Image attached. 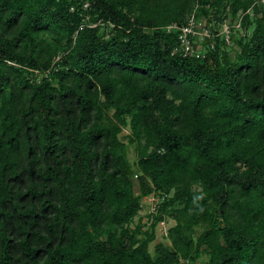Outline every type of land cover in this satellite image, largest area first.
I'll list each match as a JSON object with an SVG mask.
<instances>
[{
	"label": "trees",
	"instance_id": "1",
	"mask_svg": "<svg viewBox=\"0 0 264 264\" xmlns=\"http://www.w3.org/2000/svg\"><path fill=\"white\" fill-rule=\"evenodd\" d=\"M200 259L264 264L260 0H0V264Z\"/></svg>",
	"mask_w": 264,
	"mask_h": 264
},
{
	"label": "built area",
	"instance_id": "2",
	"mask_svg": "<svg viewBox=\"0 0 264 264\" xmlns=\"http://www.w3.org/2000/svg\"><path fill=\"white\" fill-rule=\"evenodd\" d=\"M260 5H262V8L264 9V0H260ZM224 25L226 26L225 23L221 25L220 33H225L226 39H228L227 34L229 30L226 29V31H224L222 29ZM167 30L177 31V49L179 52L187 56L194 55L195 57H199V43L203 42L205 38L211 37L209 29L204 21L202 19H197L193 15L188 19L185 25L169 26L167 27Z\"/></svg>",
	"mask_w": 264,
	"mask_h": 264
},
{
	"label": "rangeland",
	"instance_id": "3",
	"mask_svg": "<svg viewBox=\"0 0 264 264\" xmlns=\"http://www.w3.org/2000/svg\"><path fill=\"white\" fill-rule=\"evenodd\" d=\"M225 24H226V26L224 25L222 29H223L224 31H226V29H227V30H230V28H231L232 25H229L228 22L225 23ZM219 26L221 27V25H219ZM227 26H230V28L227 27ZM235 28L237 29V26H235ZM236 29H235V30H236ZM224 34H225V33H224ZM225 35H226V34H225ZM202 43H205V41L202 42ZM230 45H231V43H229L228 46H230ZM200 46H201V45H200ZM211 46H212V43H211V45H210V48H211ZM203 48L205 49V48H207V46L204 44V45H203ZM128 133H129V129L124 128V129L122 130L121 134H120V137H121V139H122L124 142L127 141L126 138H125V136H126ZM135 157H136V156H135V152H134L133 148H132V147H129V148H128V158H129V160H130L131 162H134V161H135ZM134 184H135V185H134L135 193H136L137 195H139L140 192H139V187H138V183H137L136 180H135V183H134ZM155 202H156V198L153 197V196H150V197H147V198H143L142 201H141L142 209H141V211H140V213H139V217H137V218L135 219V222H137L138 218H141L142 223H145V222L147 221V216H148V214H149V213L153 210V208H154V203H155ZM174 224H175V221H174V220H172V219H170V218H167L165 221L160 222V223L157 225V227H156V235H155L156 237H155V240H154V242H153L152 244H150V252H151V253L154 252L155 245H157V244H163L164 246H167V247L170 246V241L167 239V230H168L169 228H171ZM202 260H204V257H203ZM202 260L200 259L196 264H201V263H202ZM181 263H182V262H181ZM182 264H184V263H182Z\"/></svg>",
	"mask_w": 264,
	"mask_h": 264
}]
</instances>
